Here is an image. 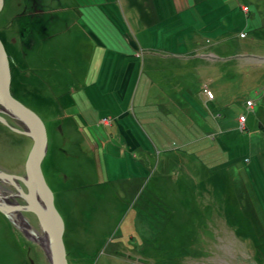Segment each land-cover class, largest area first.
Segmentation results:
<instances>
[{
	"label": "rangeland",
	"instance_id": "374dc122",
	"mask_svg": "<svg viewBox=\"0 0 264 264\" xmlns=\"http://www.w3.org/2000/svg\"><path fill=\"white\" fill-rule=\"evenodd\" d=\"M43 1L49 5L28 33L42 55L26 49L25 61L34 68L41 59L49 102L37 113L47 134L41 169L64 222L67 263L264 264V0H169L168 12L139 0L159 18L140 32L130 18L124 30L143 45L136 73L133 61L121 60L131 92L113 103L84 91L74 108V87L87 88L88 70L102 64L83 42L91 37L82 14L75 25L60 18L58 6L68 10L73 0ZM112 8L120 22L122 9ZM79 106L77 124L54 120V111ZM4 121L24 139L0 133V168L23 175L32 139ZM93 133L107 146L96 147ZM25 217L22 226L36 232ZM16 230L0 225V264H49ZM85 244L90 255L80 252Z\"/></svg>",
	"mask_w": 264,
	"mask_h": 264
},
{
	"label": "crops",
	"instance_id": "0c3cea01",
	"mask_svg": "<svg viewBox=\"0 0 264 264\" xmlns=\"http://www.w3.org/2000/svg\"><path fill=\"white\" fill-rule=\"evenodd\" d=\"M119 1V2H118ZM133 0H74V5L72 6V10H75L77 12H80L82 14V18L84 20L85 29L87 28L91 39H83L84 43H89L92 46L95 47H102L100 46L102 43H107L109 46L104 47L102 49H99V53H96L98 55V60L101 62L102 65L98 68V70L91 69L89 70L90 74H86V80L89 77L88 85L85 88L84 82L80 84L81 87H74L73 93L71 95L72 99V106L74 108L75 105H77L76 100L81 96V93L86 91L87 96L91 101L95 100H107L110 102H118L121 100L125 94H127L130 90L128 87V82L130 80V74L127 73L125 70V67L122 65L121 60H130L134 63L132 65H135V69L132 67V72H137V58L133 57L132 54H129L130 49L127 47H121L120 42H122V39L119 35V33H124V30L128 27H131V21H134L137 25H142V28L145 29L146 25L153 24L156 22L155 18H153V15H155L156 8L155 5L150 6L147 10L144 9L141 2L134 1V5L130 6L131 2ZM79 3V4H78ZM156 4L160 5L159 10L168 12L170 9L169 0H155ZM78 5V6H76ZM80 5L82 7H80ZM112 5H116L122 9V12L124 13V18L121 19L119 22L118 17L111 16L110 12L113 10ZM107 6V8L105 7ZM125 8L128 9V13H126ZM94 13H98V16L96 18L93 17ZM132 18L133 20L129 21V19ZM80 21V19H79ZM103 22V23H101ZM110 22L113 23L114 28ZM101 32L103 36H100L98 39L95 38L93 33ZM86 33V32H85ZM130 40L131 41H137L133 34H130ZM96 39L99 44H97ZM118 42V43H117ZM138 42V41H137ZM91 49V48H90ZM93 49H91L92 51ZM122 51H126V56H123L124 54L118 56L116 58V54L120 53ZM193 55H196L194 53ZM102 56V57H101ZM215 55L212 52H209L206 54V60L209 59L213 60ZM113 61L110 65V67L103 68L106 64V61ZM118 60V61H117ZM116 61V67H113V63ZM120 62V65L118 64ZM109 70V71H108ZM112 71V72H111ZM130 73V72H129ZM97 77V79H96ZM100 78V79H99ZM111 80H110V79ZM91 85V86H90ZM139 88L136 87L134 96L139 94L140 91H138ZM94 92L97 95H92L91 93ZM131 92V91H130ZM129 92V93H130ZM93 96L96 97L95 100H93ZM148 96V94H147ZM83 99L84 97L81 96ZM60 103V102H57ZM84 108H87L86 105H83ZM80 111H74L72 114H68V112H65L62 116L57 117V119H61L63 117L71 118L74 121V124L76 123V117H84V111L81 110V106H79ZM59 112V110L57 111ZM63 121V120H62ZM98 134L93 133V137L96 138ZM132 138V136H131ZM137 139V137L135 136Z\"/></svg>",
	"mask_w": 264,
	"mask_h": 264
},
{
	"label": "flooded vegetation",
	"instance_id": "af4514ba",
	"mask_svg": "<svg viewBox=\"0 0 264 264\" xmlns=\"http://www.w3.org/2000/svg\"><path fill=\"white\" fill-rule=\"evenodd\" d=\"M0 5V40L4 44L9 58L11 92L13 96L23 101L27 107H30L35 113L39 114L40 107L49 103L47 99L44 103L41 101L43 96L41 91V84L43 82L41 81L40 74L41 59L37 58L36 67L27 68L25 58L27 62L28 58L26 57L25 50L28 49L30 53L38 54L40 57L41 52L31 44L33 40L30 39L28 33L30 27L36 25L34 23L38 21L44 6L49 5V1L46 3L43 0H0ZM12 47H16L17 50ZM37 48L40 49V47ZM26 74L27 76L23 78L19 77V75ZM0 116L10 125L18 127L19 129H25L24 123L10 111L4 109L0 111ZM3 132H9L10 134L16 135L19 139H24L22 133L9 130L8 126L0 122V133ZM1 142L4 143L3 140ZM21 187L24 191L26 190L22 183ZM23 203L24 200L13 186L0 180V206H5L4 208L9 209V213L13 217V219H10L9 216H6L0 210V225H9L15 230L19 228L27 235L29 232L22 226L23 223L27 222L25 216L28 217L27 219H30L29 224L31 227H33V222L37 220L34 218L33 214L29 212L16 208L10 209V207L16 204ZM23 238L25 237L23 236Z\"/></svg>",
	"mask_w": 264,
	"mask_h": 264
},
{
	"label": "water",
	"instance_id": "95a60500",
	"mask_svg": "<svg viewBox=\"0 0 264 264\" xmlns=\"http://www.w3.org/2000/svg\"><path fill=\"white\" fill-rule=\"evenodd\" d=\"M10 79L7 54L0 41V104L10 109L24 123L26 133L32 139V146L25 162V174L16 175L0 170V180L13 186L24 200L23 204H16L10 209L30 211L36 216L40 228L46 235V242H49L50 264H68L63 243L64 222L55 207L53 192L47 185L41 169L47 145L45 125L37 114L14 100L9 91ZM2 121L5 122L3 119ZM4 207L0 206V210L13 219L9 209ZM29 232L37 235L32 228H29ZM43 242L45 241H39Z\"/></svg>",
	"mask_w": 264,
	"mask_h": 264
},
{
	"label": "bare ground",
	"instance_id": "6f19581e",
	"mask_svg": "<svg viewBox=\"0 0 264 264\" xmlns=\"http://www.w3.org/2000/svg\"><path fill=\"white\" fill-rule=\"evenodd\" d=\"M69 1H72V0H69ZM74 1V0H73ZM104 1V0H103ZM119 2V1H118ZM79 4V3H78ZM76 6H78V5H76ZM0 7H1V5H0ZM59 7V10H60V12H61V14L63 15V17H60L61 19H63L64 21L66 20V17H67V21L71 24V25H75V24H78L80 21H79V19H81V13L80 12H77V11H75V10H72V7H70L68 10L67 9H65V7H63L62 5H59L58 6ZM70 12H71V19H70V17H69V14H70ZM206 12H207V10H206ZM153 18H155V19H157V18H159L157 15H153ZM73 19V20H72ZM101 23H103V22H101ZM83 24H84V22H83ZM85 26V25H84ZM140 30H145L144 28H141V29H139V32H140ZM119 35H120V37H121V39H122V42H120V44H125L126 45V47L127 48H129L130 49V52H129V54H132L133 56H135L136 54H139V53H142L141 52V48L143 47V45H142V43L141 42H137V41H131L130 40V38H129V35H127L126 33H119ZM94 41L96 40V39H93ZM1 41V40H0ZM96 42H97V44H99L98 43V41L96 40ZM1 43H2V41H1ZM118 43V42H117ZM2 45H3V47H4V49H5V46H4V44L2 43ZM35 46V45H34ZM100 46H102V47H95V46H92L91 47V49H93L96 53H99V49H102L103 48V46H109V44H107V43H102ZM133 50H135V52L133 51ZM5 51H6V49H5ZM124 53H127L126 51H122V52H120V53H117L116 54V58L118 57V56H120V55H122V54H124ZM6 54H7V51H6ZM123 56H126V54H124ZM102 57V56H101ZM7 60H8V64H9V58H8V54H7ZM118 61V60H117ZM114 62H116V61H114ZM118 64L120 65V62H118ZM91 65L92 66H94L95 64L91 61ZM95 70H98V68L95 66ZM141 73L140 74H142L143 73V71H144V68L142 67L141 69ZM41 71H43L42 70V67H41ZM109 71V70H108ZM112 72V71H111ZM88 74H90V72H89V70H88V72H87ZM139 79H141V77H139L138 78V80ZM10 84H11V81H10ZM136 85H137V83H136ZM205 86V88H202V91L203 92H207L208 93V91H211V89L210 88H208L207 87V85H203L202 87H204ZM137 87V86H136ZM9 91H10V94H11V96L14 98V100H16L17 102H19V103H21L23 106H25L26 108H28V109H30L31 111H33L34 112V110H32L30 107H27L24 103H23V101H21L18 97H15V96H13V94H12V92H11V88L9 87ZM35 93V92H34ZM36 94V93H35ZM54 94V93H53ZM209 97H212V96H209ZM46 96H42V98H41V101H43L42 103H44V101L46 100ZM73 104V103H72ZM72 106V105H71ZM4 109H6L7 111H10L11 112V110L10 109H8V108H6V107H4L2 104H0V111H2V110H4ZM48 110H52V108H49ZM11 113H13V112H11ZM35 113V112H34ZM37 114V113H36ZM53 114L55 115V119L54 120H56L57 119V115L55 114V111L53 112ZM2 119L3 120H5L2 116H0V122H3L2 121ZM105 120H107V119H105ZM108 121V120H107ZM113 127V126H115L114 125V123H112V125H110V127ZM103 134V133H102ZM91 140L93 141V143L95 144V146L96 147H106L107 146V144H106V142H105V139L104 138H101V136H97L96 138H91ZM43 160V159H42ZM244 160H245V162H249V160H248V158L247 157H245L244 158ZM260 160V163H262V161H261V159H259ZM1 171H4V170H1ZM4 172H6V171H4ZM6 173H8V172H6ZM68 176V175H67ZM241 187H243V185H240ZM92 211H93V208H89V207H87V208H84L83 209V212L85 213V214H88V213H92ZM33 228H37V231H36V234L37 235H32L31 233H27V235H25V238L24 239H26V240H28L29 242H30V244H32L33 246H31L29 249H28V252H33L34 251V253H35V251H40L44 256H45V258H47V261L49 262V259H48V257L50 256V247H49V242H46V235H45V233H44V231L40 228V226H39V224H38V220L36 221V225L35 226H33ZM41 240H44L45 242H43V243H39V241H41ZM63 243H64V247H65V252H66V256H67V251H66V245H65V241H64V235H63ZM86 245V244H85ZM85 245H81L80 247H79V249H80V252H84L85 254H87V255H90V252H89V250H88V248H87V245H86V247L83 249L82 247L83 246H85ZM20 264H27V263H25V260H22V262L20 263ZM49 264H50V262H49Z\"/></svg>",
	"mask_w": 264,
	"mask_h": 264
},
{
	"label": "trees",
	"instance_id": "16d2710c",
	"mask_svg": "<svg viewBox=\"0 0 264 264\" xmlns=\"http://www.w3.org/2000/svg\"><path fill=\"white\" fill-rule=\"evenodd\" d=\"M58 123H59V122L55 123L54 125L57 126ZM87 222H88V220H87ZM82 226H83V224H82ZM76 250L79 251V249H76Z\"/></svg>",
	"mask_w": 264,
	"mask_h": 264
}]
</instances>
